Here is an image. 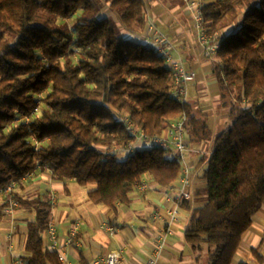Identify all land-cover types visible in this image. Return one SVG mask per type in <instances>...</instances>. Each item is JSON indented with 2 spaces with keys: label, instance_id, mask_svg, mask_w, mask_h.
<instances>
[{
  "label": "trees",
  "instance_id": "trees-1",
  "mask_svg": "<svg viewBox=\"0 0 264 264\" xmlns=\"http://www.w3.org/2000/svg\"><path fill=\"white\" fill-rule=\"evenodd\" d=\"M104 8L118 12V24ZM201 11L209 34L232 18L240 22L219 39L213 73L230 123L210 140L206 200L191 211L184 242L197 258L203 253L205 264H231L264 202V0H210ZM144 23L143 0H0V189L41 166L56 181L93 185L88 200L113 208L128 205L146 178L168 189L181 177L171 150L108 152L132 140L123 116L154 135L185 112L189 136L209 139L192 107L170 98L164 58L122 36L121 29L138 32ZM36 107L28 123L20 120ZM12 198L34 215L25 264H62L43 245L48 198Z\"/></svg>",
  "mask_w": 264,
  "mask_h": 264
},
{
  "label": "crops",
  "instance_id": "crops-1",
  "mask_svg": "<svg viewBox=\"0 0 264 264\" xmlns=\"http://www.w3.org/2000/svg\"><path fill=\"white\" fill-rule=\"evenodd\" d=\"M143 1L145 4L143 29L138 32L121 29V34L149 45L155 38L153 35L147 38V26L151 24L164 36L171 46L172 57L195 75L187 87V103L192 107L193 114L205 126L209 139H200V134L194 137L187 134L189 151L185 154L184 162L191 180V198L179 205L174 221H169L168 218L173 203L167 201L164 194L172 195V188L176 187L175 182L168 189H162L146 178L149 189L145 193L134 191L130 195L128 205L116 204L113 208L103 205L88 206L85 203L83 206L84 194L87 198V193L94 186H81L86 190L83 193L74 187L76 183L73 180L56 181L49 171L39 172L33 180L19 184L13 194L19 196L43 194L48 199L51 196L55 198L51 216L56 224L60 243L65 240L69 225L74 221L80 223L81 246L77 248L61 246L59 249L64 254L66 264H96L112 251L120 253L121 258L117 264H145L152 257L156 239L162 233H167L166 244L157 264H205L203 253L197 258L185 244L184 231L191 211L204 204L206 184L202 179V173L211 150L210 140L229 125L213 73L215 56L211 59L203 56L202 47L196 41L190 11L184 0ZM104 14L106 15L105 11L102 12V15ZM237 25L238 20L232 23L229 29H218L216 32L218 38L226 36L228 31ZM172 154L175 155V152ZM66 197V201H59ZM185 202L186 207L183 206ZM7 206V198L0 195V210L3 211ZM155 213L161 218L153 219ZM33 219V213L20 207L13 209L9 214L2 212L0 264H11L14 258L27 257L24 251L27 223ZM105 225L112 226L115 232L110 235L105 230ZM99 231L106 239L98 233ZM254 250L264 259V202L252 217V224L243 235L231 264H264L259 263L252 255Z\"/></svg>",
  "mask_w": 264,
  "mask_h": 264
},
{
  "label": "built area",
  "instance_id": "built-area-1",
  "mask_svg": "<svg viewBox=\"0 0 264 264\" xmlns=\"http://www.w3.org/2000/svg\"><path fill=\"white\" fill-rule=\"evenodd\" d=\"M188 10L190 11L193 27L196 35V41L202 47V54L205 58L211 59L214 57L220 47V40L217 33H208L207 25L203 19L201 7L205 0H184ZM152 35L155 37L153 42L147 45L151 50L164 58L166 65L171 70L172 75V86L169 91L170 98L181 105L187 103L188 99V84L192 82L195 78L193 72L187 71L183 64L175 60L171 53V46L155 28L149 24L147 26V38H151ZM40 111V107H36L30 117H23L20 120L28 123L30 118L33 117ZM124 128L132 140L125 145H113L109 149V153L116 154L119 157H127L134 153L136 150L140 149H151V148H162L165 150H171L172 148L175 152L176 158L179 160L181 165V177L175 182L176 187L172 188L171 194H164L167 201L173 203V208L168 212L169 221H174L176 219L177 210L179 205L183 201H187L191 198L190 188L191 180L189 176V171L185 165L184 158L185 154L189 151L186 137L188 134L187 129V116L185 112L180 113L176 120H174L162 133L148 135L135 127L128 119L127 116L120 118ZM31 141L34 143L36 149L39 143L31 136ZM42 171H48L46 168L37 166V168L29 173H27L21 182H28L35 178L36 174ZM19 183L12 182L7 187L0 189V195L7 198L8 206L3 209L4 214H9L13 209L19 207L18 203L12 198L14 190L17 188ZM149 189V184L146 180H143L136 188L138 193H145ZM52 204L55 202L54 197L48 199ZM153 219H160L161 216L155 213L152 216ZM105 230L112 235L115 229L112 226L105 225ZM80 223L78 221L72 222L67 230L66 238L63 243H60L57 227L55 222L50 216L47 229L43 234V245L48 251L56 252L59 261L62 264H66V259L64 254L59 250L61 246L64 247H80L81 240L79 237ZM167 233L160 234L157 239L153 249L152 257L148 259L145 264H157L161 252L166 244ZM120 253L117 251H112L106 255L104 259H101L96 264H117L120 260ZM11 264H25L24 258L17 257L12 260Z\"/></svg>",
  "mask_w": 264,
  "mask_h": 264
},
{
  "label": "rangeland",
  "instance_id": "rangeland-1",
  "mask_svg": "<svg viewBox=\"0 0 264 264\" xmlns=\"http://www.w3.org/2000/svg\"><path fill=\"white\" fill-rule=\"evenodd\" d=\"M105 11V13H106V17H108L109 19H111L115 24H118V22H119V14H118V12L117 11H113V10H110L109 8H104V9H102V12H104ZM240 11H241V9H240ZM239 11V12H240ZM241 13V12H240ZM236 19L237 18H232L231 20H230V22H227L226 24H222L221 25V28H223V29H229V26H231L232 25V23H234V22H236ZM240 22V20L238 19V23ZM238 26V25H237ZM237 26L235 27V28H233V29H231L230 31H228V33L227 34H229V33H231V32H233L234 30H236L237 29ZM224 111H226L227 112V110H224ZM228 123H230V121L228 122ZM174 150H173V148H172V151L171 152H173ZM74 187H76V189L78 190V191H80V192H85L86 190H85V188H82L81 186H78L77 184H75L74 185ZM34 195V194H33ZM206 195V194H205ZM67 200V197L66 198H63V199H59V201L60 202H64V201H66ZM205 200H206V196L203 198V201L205 202ZM82 201V200H81ZM86 205H88V206H93L94 204H92L89 200H88V198H86L85 197V194H84V199H83V201H82V205L83 206H85V204ZM81 226V225H80ZM100 235H102V237L103 238H105L106 239V236L101 232V231H99L98 232Z\"/></svg>",
  "mask_w": 264,
  "mask_h": 264
}]
</instances>
